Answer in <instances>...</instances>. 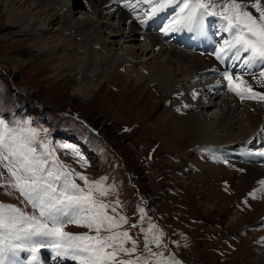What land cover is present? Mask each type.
Returning a JSON list of instances; mask_svg holds the SVG:
<instances>
[{"label": "rangeland", "instance_id": "obj_1", "mask_svg": "<svg viewBox=\"0 0 264 264\" xmlns=\"http://www.w3.org/2000/svg\"><path fill=\"white\" fill-rule=\"evenodd\" d=\"M72 1L85 14L89 12L83 0ZM213 3L222 4L223 0ZM76 16L82 17L78 13ZM5 27L0 14V36L8 33ZM31 42L25 35L0 44V119L10 125L13 121H30L39 132L38 141H44L51 153L49 162L55 161L86 193L90 185L103 181L107 195L94 191L93 199L108 205L104 211L120 224L113 232L128 230L136 241L135 253H118L113 264L120 260L144 264L150 256L147 248L158 256L163 253L161 259L174 257L180 264H256L264 246V228H247L264 216V165L252 163L241 168L217 159L207 148L195 151L190 123L184 121L182 112L173 114L169 95L149 80L138 83L129 79L124 67L88 99L71 97L74 77L49 79L46 62L30 50ZM95 47L103 49L101 44ZM92 78L96 83L97 77ZM138 101L155 108L146 114ZM168 112H172V120L163 125L159 118ZM53 126L65 128L73 140L54 136L50 132ZM90 127L98 134L93 135ZM74 139H80L84 146ZM87 139L96 144H89ZM35 146L38 153L44 152L39 143ZM232 149L241 153V145L228 149V159L237 163L240 155L231 154ZM200 157L209 159L214 168L211 175L201 179L188 164L191 159L207 162ZM5 164L7 161L0 163V184L13 179ZM248 167L258 174L249 184L244 182L251 169ZM80 176L86 177L87 183ZM0 204L17 207L26 215H38L12 188L0 187ZM232 215L237 220L231 221ZM120 216L127 223L121 222ZM133 224L136 227L130 228ZM150 225L156 227L146 235ZM64 231L96 235L94 230L75 224L67 225ZM110 234L100 233L102 237ZM156 236L160 237L159 247L151 242ZM132 240L124 247L131 249ZM16 256L25 264L20 252ZM151 264H156L155 258Z\"/></svg>", "mask_w": 264, "mask_h": 264}, {"label": "bare ground", "instance_id": "obj_2", "mask_svg": "<svg viewBox=\"0 0 264 264\" xmlns=\"http://www.w3.org/2000/svg\"><path fill=\"white\" fill-rule=\"evenodd\" d=\"M71 1L0 0V14L8 32L0 36V44L29 35L30 50L46 62L49 79L74 77L76 83L71 97L88 99L124 67L129 79L138 83L149 80L169 95L173 114L182 112L184 121L190 123L195 144L245 141L257 131L263 146L259 153H264V102L241 100L225 87L228 81L223 73H233L234 80L236 75L243 74L252 90L259 92H264V88L256 80L264 77L259 75L260 67L241 66L240 61H232L231 57L224 62L217 60L216 53L229 38L221 28L222 22L208 17L202 34L185 30L165 35L160 31L162 19L140 24L136 17L143 19L144 16L139 6L136 9L127 6L136 4V0H85L89 11L86 14L76 1H72L74 5ZM75 13L82 17H75ZM97 44L102 45L101 51L96 49ZM210 47L218 49L209 52ZM247 55L244 53L241 60ZM251 73L256 74L255 79ZM91 75L97 77L96 83L90 80ZM77 76L81 81L78 82ZM234 86L247 87L239 82ZM138 102L146 114L155 108L147 102ZM172 112L166 113V117L159 116L163 125L166 120H172L169 115ZM254 158L264 160L260 154ZM188 164L200 179L211 175L214 169L212 164L195 159ZM248 170L244 182L249 184L258 174L253 168ZM235 218L232 215L230 219ZM260 253L254 261L256 264H264V246ZM37 257L33 264H74L67 258L57 257L51 248H42ZM18 258L15 257L16 264H22Z\"/></svg>", "mask_w": 264, "mask_h": 264}, {"label": "snow or ice", "instance_id": "obj_3", "mask_svg": "<svg viewBox=\"0 0 264 264\" xmlns=\"http://www.w3.org/2000/svg\"><path fill=\"white\" fill-rule=\"evenodd\" d=\"M249 5L258 15L249 10ZM127 6L130 9L139 6L144 18H136L141 25H148L149 21L155 23L154 18L162 19L160 31L165 35L185 30L202 34L206 18L219 17L224 21L221 28L229 38L216 53L217 60L224 62L231 57L232 61H240L241 66L260 67L259 75L264 77V4L261 0H223L222 4L213 3V0H136V4ZM244 53L248 55L241 60ZM233 75L227 71L223 73L228 81L225 87L241 100L264 102V92L253 91L243 74L236 75L235 80ZM251 75L255 79L256 74ZM237 82L247 87L234 86ZM256 83L264 88V80H256ZM30 125V121H13L10 125L0 119V163L7 161L5 167L13 178L0 187L19 192L38 213L26 215L17 207L0 204V264H6V261L16 264L18 251H27L33 260H37L36 254L41 248H51L57 257L67 258L74 264H113L118 253H135L136 241L128 235V230L113 232L120 224L104 211L108 205L93 199L94 191L100 196L107 195L103 181L90 185L86 193L55 161L49 162L51 153L46 143L38 141L39 132ZM37 143L44 147V152H37ZM260 155L264 156V153ZM80 179L87 183L86 177L80 176ZM112 211L115 213V207ZM119 220L127 223L123 216ZM69 224L94 230L96 235L64 231ZM135 227V224L130 226ZM155 227L150 225L146 235ZM102 230L111 234L102 237ZM129 240H132L131 249L124 247ZM151 242L159 247L160 237H153ZM147 251L150 256L144 259V264H151L153 258L156 264H180L174 257L161 259L163 253L158 256L151 248ZM117 264H136V261L121 260Z\"/></svg>", "mask_w": 264, "mask_h": 264}]
</instances>
